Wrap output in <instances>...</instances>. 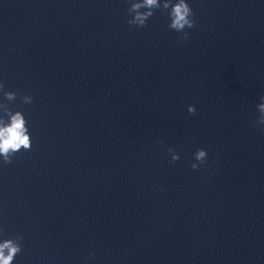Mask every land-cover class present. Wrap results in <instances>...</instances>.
Returning a JSON list of instances; mask_svg holds the SVG:
<instances>
[{
	"label": "clouds",
	"instance_id": "obj_1",
	"mask_svg": "<svg viewBox=\"0 0 264 264\" xmlns=\"http://www.w3.org/2000/svg\"><path fill=\"white\" fill-rule=\"evenodd\" d=\"M130 7L127 9L131 18L127 20L129 25L143 27L146 25L150 17L154 15V11L162 9L168 12L170 23L169 29L175 30L177 33H183L179 37L182 41H187L189 33L185 29L195 27V21L192 19L194 13L186 0H128ZM5 85L0 82V91L4 89ZM4 96L7 101H14L17 97L15 91H4ZM25 104H31L33 97L24 95L21 97ZM260 103L257 105L259 116L256 118V123L262 126L264 130V95L260 96ZM0 111L3 116H0V157L5 163H11L12 157L19 151H28L31 148L30 133L27 127V120L21 111L14 113L8 108L6 104L0 103ZM187 111L190 114H195L196 109L194 105H189ZM163 141H159L162 143ZM171 154L173 162L179 160V155L172 149H167ZM195 161L204 163L207 159V152L205 149H197L194 153ZM192 169L198 170L199 164L192 163ZM23 239L22 236L17 235L15 239H4L0 242V264H13L15 257L21 253V245L19 241ZM94 253H90L93 256Z\"/></svg>",
	"mask_w": 264,
	"mask_h": 264
}]
</instances>
